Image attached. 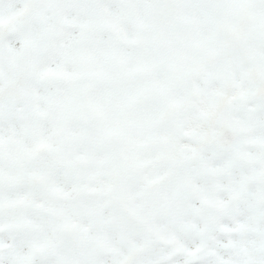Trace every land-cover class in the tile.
I'll return each instance as SVG.
<instances>
[{"label":"snow or ice","instance_id":"1","mask_svg":"<svg viewBox=\"0 0 264 264\" xmlns=\"http://www.w3.org/2000/svg\"><path fill=\"white\" fill-rule=\"evenodd\" d=\"M0 264H264V0H0Z\"/></svg>","mask_w":264,"mask_h":264}]
</instances>
